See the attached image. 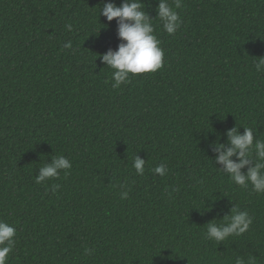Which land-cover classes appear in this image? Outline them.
Wrapping results in <instances>:
<instances>
[{
  "label": "trees",
  "instance_id": "obj_1",
  "mask_svg": "<svg viewBox=\"0 0 264 264\" xmlns=\"http://www.w3.org/2000/svg\"><path fill=\"white\" fill-rule=\"evenodd\" d=\"M124 2L0 0V220L16 227L6 264H264V194L215 160L233 126L264 139V0H182L172 35L159 0H141L163 66L114 89L100 56L122 41L102 9ZM58 155L68 174L37 184ZM234 206L248 231L208 239L207 223Z\"/></svg>",
  "mask_w": 264,
  "mask_h": 264
},
{
  "label": "clouds",
  "instance_id": "obj_2",
  "mask_svg": "<svg viewBox=\"0 0 264 264\" xmlns=\"http://www.w3.org/2000/svg\"><path fill=\"white\" fill-rule=\"evenodd\" d=\"M141 0H126L120 6L114 3H106L102 9V15L112 21L117 18L118 37L122 41L116 50L109 49L100 56L101 61L110 69L111 86L119 88L122 84L130 82L131 75L155 72L163 66L164 50L160 47L161 41L158 39L156 29L149 17L143 10ZM184 7L182 0H159L157 5V16L163 30L169 35L175 34L183 23L176 9ZM65 27L71 31L72 25ZM68 49L72 47V42L68 41L63 45ZM256 72H264V57H259L255 62ZM105 83H108L106 80ZM255 129L244 127L243 133L237 131L233 126L227 130L229 146L225 147L221 143L215 144L217 153L216 163L221 165V172L227 174L231 181L242 188H249L257 194H264V139L254 137ZM236 156V160L232 157ZM146 161L135 156L132 167L137 175H143ZM247 167L245 172L241 169ZM71 161L63 155L54 156L52 162L40 168V173L35 177L37 184L48 179L59 178L60 172L71 169ZM153 171L160 176H164L167 167L164 164L155 166ZM60 185L54 184L52 191L55 192ZM127 186L121 184V199H126L128 191L123 190ZM223 222L217 223L214 220L207 223L205 235L208 239L217 243L224 241L232 235H242L248 231L252 224V217L248 211L240 210L234 206L230 214L222 217ZM16 227L7 220H0V264H6L10 252L15 245ZM87 255H92L94 249L85 247ZM234 264H246L245 260L237 256ZM247 264H255L254 257H249Z\"/></svg>",
  "mask_w": 264,
  "mask_h": 264
}]
</instances>
